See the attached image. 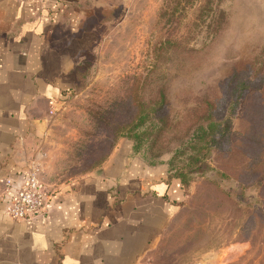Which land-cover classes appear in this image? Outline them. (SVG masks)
I'll return each instance as SVG.
<instances>
[{"label": "rangeland", "instance_id": "obj_1", "mask_svg": "<svg viewBox=\"0 0 264 264\" xmlns=\"http://www.w3.org/2000/svg\"><path fill=\"white\" fill-rule=\"evenodd\" d=\"M112 5L97 18L76 88L54 113L39 161L48 194L95 170L120 140L134 143L120 129L141 100L148 105L162 89L175 128L160 151L145 143L136 153L190 180L160 243L159 263L264 264V0ZM251 65L252 88L233 118L230 149L213 148L212 169L190 175L173 136L185 134L202 98L223 96L232 74Z\"/></svg>", "mask_w": 264, "mask_h": 264}, {"label": "crops", "instance_id": "obj_2", "mask_svg": "<svg viewBox=\"0 0 264 264\" xmlns=\"http://www.w3.org/2000/svg\"><path fill=\"white\" fill-rule=\"evenodd\" d=\"M114 1L0 0V187L40 170L54 113ZM183 199L179 179L122 139L95 170L50 194L36 220L12 219L0 197V264H160Z\"/></svg>", "mask_w": 264, "mask_h": 264}, {"label": "trees", "instance_id": "obj_3", "mask_svg": "<svg viewBox=\"0 0 264 264\" xmlns=\"http://www.w3.org/2000/svg\"><path fill=\"white\" fill-rule=\"evenodd\" d=\"M252 69L253 65L247 66L243 74H232L227 82V92L223 96L216 99L202 98L186 120L188 124L185 134L173 136L180 141L176 152L182 151L188 158L185 167L189 168L190 175L203 174L212 169L207 158L213 148L230 149L228 144L232 121L241 101L252 88ZM160 91L157 98L148 101V105L141 100L138 104L140 109L119 131V135L133 140L134 152H138L145 143L148 149L160 151L163 149L162 139L167 138L169 132L175 128L165 107L168 102L166 95L162 89ZM170 175L181 181L185 192L190 180L188 174L170 172Z\"/></svg>", "mask_w": 264, "mask_h": 264}, {"label": "built area", "instance_id": "obj_4", "mask_svg": "<svg viewBox=\"0 0 264 264\" xmlns=\"http://www.w3.org/2000/svg\"><path fill=\"white\" fill-rule=\"evenodd\" d=\"M0 197L5 198V212L14 220H36L46 212V204L50 198L37 168L25 172L22 182L16 187L11 179L3 181Z\"/></svg>", "mask_w": 264, "mask_h": 264}]
</instances>
